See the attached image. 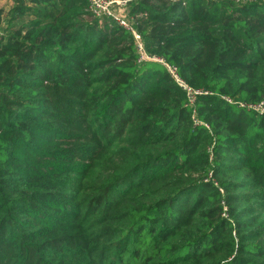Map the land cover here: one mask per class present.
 <instances>
[{
  "label": "trees",
  "instance_id": "obj_1",
  "mask_svg": "<svg viewBox=\"0 0 264 264\" xmlns=\"http://www.w3.org/2000/svg\"><path fill=\"white\" fill-rule=\"evenodd\" d=\"M10 1L0 264H264V0Z\"/></svg>",
  "mask_w": 264,
  "mask_h": 264
},
{
  "label": "built area",
  "instance_id": "obj_2",
  "mask_svg": "<svg viewBox=\"0 0 264 264\" xmlns=\"http://www.w3.org/2000/svg\"><path fill=\"white\" fill-rule=\"evenodd\" d=\"M128 1L125 0H88V12L89 15L94 20H103L109 19L113 23L118 24L119 26L127 29L128 31L132 32L136 38H138L137 33L134 31V28L129 20L128 8H127ZM139 50L143 51L142 45H139ZM140 60H147L145 53L142 54ZM155 61L163 63L161 59L154 58ZM168 71L173 76L175 81L178 83L179 87L183 91H185L189 105L194 107L196 97L198 95H206L208 92H204L202 90H196L190 87L177 73V68L171 67L166 65ZM229 103H233L231 100L226 99ZM239 106L243 108H247L248 110H252L257 112L260 115H264V103L256 104V105H249L246 103H239Z\"/></svg>",
  "mask_w": 264,
  "mask_h": 264
},
{
  "label": "rangeland",
  "instance_id": "obj_3",
  "mask_svg": "<svg viewBox=\"0 0 264 264\" xmlns=\"http://www.w3.org/2000/svg\"><path fill=\"white\" fill-rule=\"evenodd\" d=\"M11 6L12 2L10 0H0V9L8 11Z\"/></svg>",
  "mask_w": 264,
  "mask_h": 264
}]
</instances>
